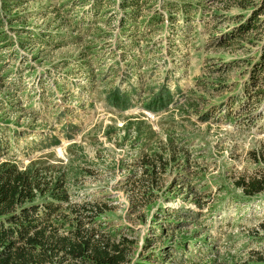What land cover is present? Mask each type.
I'll return each mask as SVG.
<instances>
[{
	"label": "rangeland",
	"instance_id": "obj_1",
	"mask_svg": "<svg viewBox=\"0 0 264 264\" xmlns=\"http://www.w3.org/2000/svg\"><path fill=\"white\" fill-rule=\"evenodd\" d=\"M66 1L22 0L17 7L0 0V104L15 102L0 105V121L25 131L9 155L22 168L62 167L74 157L82 173L69 182L71 202L106 206L96 220L116 242L128 241L123 264H177L174 252L194 254L199 242L218 264H264V191L245 197L235 185L263 167L264 96L255 92L264 89V11L256 15L260 28L227 39L251 12L264 10V0L246 8L220 0H140L139 8L126 9L122 0H104L99 24L80 38L58 28L49 9ZM131 11V28H122L120 18ZM33 33L62 43H33ZM124 40H132V50L119 47ZM88 48L97 55L94 83L76 65ZM123 51L135 54L131 65ZM125 76L140 89L133 106L118 110L106 102V88H124ZM161 83L174 102L150 111L148 93ZM129 119L144 121L153 135L137 140L133 126L124 128ZM35 134L44 139L31 147ZM50 134L57 144L45 141ZM156 149L166 150L168 163L147 192L139 184L140 156ZM183 237L190 245L181 251Z\"/></svg>",
	"mask_w": 264,
	"mask_h": 264
},
{
	"label": "trees",
	"instance_id": "obj_2",
	"mask_svg": "<svg viewBox=\"0 0 264 264\" xmlns=\"http://www.w3.org/2000/svg\"><path fill=\"white\" fill-rule=\"evenodd\" d=\"M14 1L15 6L21 5L22 0ZM220 1L232 2L243 8L252 3V0ZM139 2L140 0H122L120 5L124 9L139 8ZM84 4H89V6L84 8ZM104 6H106L104 0H67L62 5H52L49 9L54 14V21H57L58 28L62 26L71 28V31L76 35L75 37L80 38L82 33H87L89 29L97 27L100 22L99 19H101L99 12ZM78 8L83 9V14L75 15V9ZM262 11H264L263 8H260L251 12V16H248L243 24L233 27V32L227 36V39H239L250 30L260 28L256 15ZM127 14L129 16L120 18V25L122 28L128 27L129 29L132 25L129 19H131L133 11ZM31 35L29 41L33 43L40 44L46 40V38L45 40L42 38L45 35L43 33ZM51 39L52 36L48 37L47 43L55 46L62 43L59 40L53 42ZM121 40L123 41L122 37ZM118 45L120 48H128L129 50L134 47L132 40L129 42L124 40ZM90 49L88 48V52L82 55V62H78L76 65L78 69L84 71L83 74L87 76L90 83H94L96 74L93 72V64L97 62V55ZM122 53V60L125 57H130L129 60L126 58L125 60L131 65V61L135 59V54L126 51ZM260 58L261 62H264V56L262 55ZM115 65L119 68V61ZM129 69L132 67L129 66ZM110 71L113 74L116 72L114 68H111ZM128 76L124 78V88H121L119 84L106 88V102L118 110L130 108L135 104L134 101L136 100L134 99L138 97L140 87L129 82ZM17 80L18 82L14 81V84L19 88L21 86L19 85L20 80L18 78ZM179 89L176 84L175 93ZM255 93L259 94V97L264 96V89ZM148 94V100L143 102L150 111L166 109L170 103L174 102L173 92L165 83H161L156 91L152 88ZM249 95L248 92L239 100L247 98ZM14 103L4 102L0 105L4 109H10ZM26 106L24 105V107ZM28 110L31 112V108ZM2 120L0 121V264H123L127 259L128 249L125 243L128 241L122 238L116 242L113 235L103 231L101 223L96 220L106 210V206L96 201L84 200V198L80 202H71L69 182L82 173L81 169L73 166L74 157L68 156L66 165L62 167L50 163L20 167L15 158L9 155V152L19 144L25 131L20 130L18 125H11L10 123L13 122L8 118ZM135 121V119H129L124 128L128 130L133 126L134 137L145 143V139L151 137L153 133L144 121ZM142 124L145 125L143 126L145 130L142 129ZM64 125L65 129H69V123ZM43 139L42 134H35L29 143L31 147H36ZM46 139L45 141H49L48 145L58 143L57 137L51 134ZM165 151L164 149H156L141 154L140 163H142L143 174L139 184L142 185L144 191L152 192L154 187H157L161 171L166 168L168 163ZM259 159L263 167L257 174L242 177L235 181V185L241 189L245 197H252L264 191V153ZM189 240L183 237L179 242L181 246L178 248L182 251L189 247ZM203 246L204 243L199 242L195 251L193 250L194 254L188 252L177 255L174 252L173 255L177 259L176 263L218 264L217 256L215 257L210 246H206L205 250H203ZM156 258V260L163 259L161 255L156 256ZM258 259L262 260L260 256ZM136 264L149 263L142 261Z\"/></svg>",
	"mask_w": 264,
	"mask_h": 264
}]
</instances>
